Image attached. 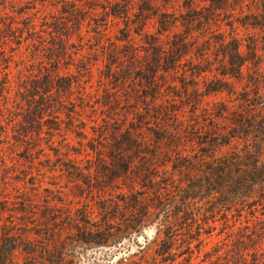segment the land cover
<instances>
[{
    "label": "rangeland",
    "instance_id": "374dc122",
    "mask_svg": "<svg viewBox=\"0 0 264 264\" xmlns=\"http://www.w3.org/2000/svg\"><path fill=\"white\" fill-rule=\"evenodd\" d=\"M235 153L264 160V0H0V256L264 264Z\"/></svg>",
    "mask_w": 264,
    "mask_h": 264
},
{
    "label": "trees",
    "instance_id": "16d2710c",
    "mask_svg": "<svg viewBox=\"0 0 264 264\" xmlns=\"http://www.w3.org/2000/svg\"><path fill=\"white\" fill-rule=\"evenodd\" d=\"M128 8H129V5H128ZM128 8L126 6L125 8L126 11H124L125 14H129ZM232 45H233L232 51L228 52L229 57H230V60H229L230 66H228V68H230V70L225 71L224 74H227V75L229 74L233 76L237 74L238 72H241V66L243 65L244 57L242 55V52L240 51L239 46L236 44L235 41L232 43ZM252 157L253 158H251L250 164L244 163L245 161H242L243 160L242 157H240V155H238L237 153L231 156H224L220 158L218 162H216L217 163L216 166H218V170H216L215 172L219 171L221 172V175L224 176L225 183H226L224 185L225 191L228 190L227 188L233 182L241 184L243 182L248 181L249 179V181L257 182L258 180H260V182L264 183V160L259 154H256L255 156H252ZM158 199L160 200V198ZM160 204L163 205L162 207H160V210L162 212L164 211L163 216L166 217L164 222L166 223L165 226L167 227V229H166V232L165 231L164 232H165L166 238L173 245L176 242V239L174 237V231L171 228V225H173L172 224L173 221L171 218V214L173 210L166 207L167 203L166 204L160 203ZM130 213L133 218V214H134L133 210L130 211ZM125 220L127 221L128 219H125ZM125 225L127 228L132 227L129 223H126ZM143 236L145 239H147L145 235ZM157 239L159 238H156L155 242L157 241ZM15 243H16L15 248H17L18 245H20L26 248V250H28L27 251L28 255H26V257L23 259V262L18 263V264H70V263L75 264L76 263L77 257H75V255L73 257H71L70 255H67V253H62L59 255V257L52 255L51 252L48 251V248L44 246V245H47L45 243V239L41 241L40 249H44L48 254L46 253L44 255H41V257H36V256L31 255V253H29V248L27 247L29 245L27 233L21 234V236L18 239H15ZM145 261L146 259L142 260L140 264H147L148 262H145ZM134 262L135 261H133L131 257V260L127 262L126 264H137ZM0 264H14V263L12 262V258L5 256V255H1Z\"/></svg>",
    "mask_w": 264,
    "mask_h": 264
},
{
    "label": "water",
    "instance_id": "95a60500",
    "mask_svg": "<svg viewBox=\"0 0 264 264\" xmlns=\"http://www.w3.org/2000/svg\"><path fill=\"white\" fill-rule=\"evenodd\" d=\"M140 240H144V236H140Z\"/></svg>",
    "mask_w": 264,
    "mask_h": 264
}]
</instances>
